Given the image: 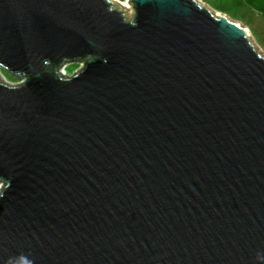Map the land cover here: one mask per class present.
<instances>
[{
	"label": "water",
	"instance_id": "water-1",
	"mask_svg": "<svg viewBox=\"0 0 264 264\" xmlns=\"http://www.w3.org/2000/svg\"><path fill=\"white\" fill-rule=\"evenodd\" d=\"M127 5L0 0V264H258L264 53L197 0Z\"/></svg>",
	"mask_w": 264,
	"mask_h": 264
},
{
	"label": "rangeland",
	"instance_id": "rangeland-1",
	"mask_svg": "<svg viewBox=\"0 0 264 264\" xmlns=\"http://www.w3.org/2000/svg\"><path fill=\"white\" fill-rule=\"evenodd\" d=\"M124 4L122 0H114ZM216 15L223 14L229 20L239 23L248 32L256 48L264 53V0H197ZM82 62L68 63L59 69L61 77L72 76L82 68ZM63 68V69H62ZM0 68V81L11 86H18L20 81Z\"/></svg>",
	"mask_w": 264,
	"mask_h": 264
},
{
	"label": "clouds",
	"instance_id": "clouds-1",
	"mask_svg": "<svg viewBox=\"0 0 264 264\" xmlns=\"http://www.w3.org/2000/svg\"><path fill=\"white\" fill-rule=\"evenodd\" d=\"M124 23H127L130 26H135V9L133 8L128 14L126 19L123 21ZM10 185L7 184V186L0 185V199L3 198L4 192L7 187ZM256 260L258 264H264V254L257 253ZM4 264H34V261L30 258H28L25 255H18L15 257H9Z\"/></svg>",
	"mask_w": 264,
	"mask_h": 264
},
{
	"label": "snow or ice",
	"instance_id": "snow-or-ice-1",
	"mask_svg": "<svg viewBox=\"0 0 264 264\" xmlns=\"http://www.w3.org/2000/svg\"><path fill=\"white\" fill-rule=\"evenodd\" d=\"M122 2L127 5L129 3V0H122Z\"/></svg>",
	"mask_w": 264,
	"mask_h": 264
},
{
	"label": "bare ground",
	"instance_id": "bare-ground-1",
	"mask_svg": "<svg viewBox=\"0 0 264 264\" xmlns=\"http://www.w3.org/2000/svg\"><path fill=\"white\" fill-rule=\"evenodd\" d=\"M122 6H124L125 8H128V5H126V4H122Z\"/></svg>",
	"mask_w": 264,
	"mask_h": 264
},
{
	"label": "built area",
	"instance_id": "built-area-1",
	"mask_svg": "<svg viewBox=\"0 0 264 264\" xmlns=\"http://www.w3.org/2000/svg\"><path fill=\"white\" fill-rule=\"evenodd\" d=\"M81 64H82V68H83V63H81ZM63 68H65V66H64ZM63 68H62V69H63ZM82 68H81V69H82ZM81 69H80V70H81Z\"/></svg>",
	"mask_w": 264,
	"mask_h": 264
},
{
	"label": "trees",
	"instance_id": "trees-1",
	"mask_svg": "<svg viewBox=\"0 0 264 264\" xmlns=\"http://www.w3.org/2000/svg\"><path fill=\"white\" fill-rule=\"evenodd\" d=\"M82 63H84V62H82ZM3 72V74L5 73V71H2Z\"/></svg>",
	"mask_w": 264,
	"mask_h": 264
}]
</instances>
